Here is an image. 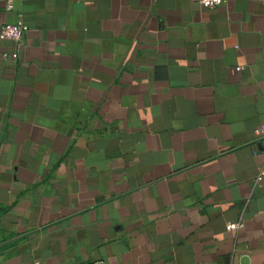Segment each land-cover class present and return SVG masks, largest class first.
<instances>
[{"label":"crops","instance_id":"crops-1","mask_svg":"<svg viewBox=\"0 0 264 264\" xmlns=\"http://www.w3.org/2000/svg\"><path fill=\"white\" fill-rule=\"evenodd\" d=\"M18 21L0 264H264L263 0H0Z\"/></svg>","mask_w":264,"mask_h":264},{"label":"built area","instance_id":"built-area-1","mask_svg":"<svg viewBox=\"0 0 264 264\" xmlns=\"http://www.w3.org/2000/svg\"><path fill=\"white\" fill-rule=\"evenodd\" d=\"M198 5L204 8H214L220 6L224 0H195ZM264 2V0H263ZM12 0H7V7L10 8ZM25 26L21 21L14 24H2L0 26V37L3 39L11 40L15 42L17 49H20L24 45ZM6 59H16L17 53L3 54ZM234 224H230L229 228H234Z\"/></svg>","mask_w":264,"mask_h":264}]
</instances>
